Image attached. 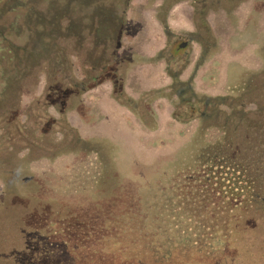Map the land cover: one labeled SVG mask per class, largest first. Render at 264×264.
Masks as SVG:
<instances>
[{
  "label": "rangeland",
  "instance_id": "obj_1",
  "mask_svg": "<svg viewBox=\"0 0 264 264\" xmlns=\"http://www.w3.org/2000/svg\"><path fill=\"white\" fill-rule=\"evenodd\" d=\"M124 2L0 0V13L3 12L0 29L16 45L25 42L28 25L38 27L39 19L52 18L55 14L62 17L60 27L66 26L69 21L77 25V31L86 27L90 20L93 28L95 19L91 17L87 20L85 14L98 8L123 20L116 41L109 44L108 49L107 44L104 45L106 50L99 46L92 49V33L85 37L79 32V38H83V49L70 59L73 76L77 80L84 79V53L90 54L91 60L103 54L102 65L105 66L103 71L96 69L88 73L94 79L91 87L84 90L77 105L65 113L67 124L79 140L67 138L66 145H61L62 153L55 158L28 162L19 172L21 181L17 183L14 195L5 196L0 180V264H39L47 259L58 262L56 257L60 256L61 249L59 236H67L70 245L73 241L81 244L79 246L87 250L82 255L89 260L92 259L94 245L85 243L88 241L84 239L86 237L107 234V240H110L113 238L111 235L116 233L175 234L177 229L172 225L171 213L165 211V208L171 207L167 203L175 186L171 179L176 158L190 142L199 120L193 119L175 128L169 124L159 125L156 130L154 109L162 108L164 104L172 112L176 97L170 91V84L149 88L151 76L158 73L160 77L163 74L167 76V69L178 71L182 88L188 84L197 96H237L242 80L249 73L263 70L264 0H239L228 12L218 7L215 0H208L210 6L204 9L203 21L209 41L201 27L198 7H194L198 4L196 0H177L168 11L157 10L161 0ZM202 3L199 2L201 8ZM163 23L175 37L174 42L181 46L173 53L169 65L158 56L166 46ZM200 45L206 47V55L201 60L199 56L203 47ZM107 60L111 70L108 71L112 74L124 71L122 91L125 96L137 101V106L127 109L111 97ZM199 74L205 75V79L202 80ZM37 77L34 91L21 97L22 108L42 91L44 78L41 73ZM142 87L145 88L142 90ZM107 98L133 118L137 124L133 131L126 130L113 119ZM246 108L251 109L252 106L247 105ZM48 112L57 116L51 109ZM139 117H145L149 125L153 123L152 130L144 127ZM115 123L119 124L118 131ZM154 130L156 133L153 135L144 134ZM53 136L56 140L60 138L59 134ZM218 136V132L209 130L205 142H213ZM110 148L113 149L109 160L112 165L107 163V149ZM159 205L161 209H158ZM153 211L165 215L167 220L150 227L146 216ZM182 223L188 224V221ZM44 241L56 243L57 247L51 249V254H45L48 249ZM61 242L68 243L65 239ZM98 249L102 251L104 247ZM122 254L110 256L107 264L174 262L163 263L155 257L152 259L147 250ZM76 263L88 264L83 260H74L69 264Z\"/></svg>",
  "mask_w": 264,
  "mask_h": 264
},
{
  "label": "trees",
  "instance_id": "obj_2",
  "mask_svg": "<svg viewBox=\"0 0 264 264\" xmlns=\"http://www.w3.org/2000/svg\"><path fill=\"white\" fill-rule=\"evenodd\" d=\"M176 1L161 0L157 10L168 11ZM196 1L198 4H192L198 7L201 27L207 33L203 17L204 9L210 4L208 0L206 3L204 0ZM215 1L218 7L228 12L239 0ZM85 17L87 20L95 19L93 28L90 20L78 31L77 25L69 21L60 27L62 17L57 14L52 18L39 19L38 27L27 26V37L22 45L9 41L4 30L0 29V180L6 197L13 194L21 181L19 172L28 162L55 158L62 153L61 145H66L67 138L79 140L67 124L65 113L72 110L83 91L91 87L94 79L88 73L96 69L105 70L103 54L91 60L90 54L84 53V79L77 80L73 76L70 59L83 49V38H79V32L85 37L92 33V49L99 46L106 50L104 45L107 44L108 49L109 44L116 41L117 31L123 22L121 18L116 19L114 13L108 14L100 8L85 14ZM161 25L166 46L158 56L169 65L173 53L181 46L174 42L175 37L166 24ZM207 39H210L208 33ZM201 47L199 60L206 55L205 45ZM108 66L107 60L106 69L111 71ZM40 73L44 78L41 93L22 108L21 97L34 91ZM109 73L111 76L107 80L111 83L113 100L127 109L137 106L138 102L122 91L124 71ZM166 74L171 81L170 91L176 97L171 119L178 124L199 120L190 142L176 158L171 179L175 186L167 203L171 207L165 211L171 213L172 225L177 229L175 234L116 233L110 240H107V234L86 237L84 239L88 241L84 242L94 245L92 259L89 260L82 255L87 250H83L79 246L81 244L73 241L70 245L67 236H59L61 249L60 256L56 257L59 261L47 259L39 264H69L74 260L107 264V258L112 255L118 257L137 250H147L150 258L155 257L163 263L264 264V67L242 80L237 96H197L188 84L182 88L178 71L167 69ZM247 105L252 108L247 109ZM49 109L57 116L50 115ZM139 120L152 130L153 123L149 125L145 117H139ZM209 130L219 133L213 142H205ZM54 134H59L60 138L56 140ZM107 150V163L112 165L109 160L113 149ZM146 219L152 227L167 217L153 211ZM185 220L188 224L182 223ZM63 239L68 243L61 242ZM43 244L48 249L45 254H51L57 247L54 241H44ZM100 246L104 247L102 251L98 249Z\"/></svg>",
  "mask_w": 264,
  "mask_h": 264
},
{
  "label": "crops",
  "instance_id": "obj_3",
  "mask_svg": "<svg viewBox=\"0 0 264 264\" xmlns=\"http://www.w3.org/2000/svg\"><path fill=\"white\" fill-rule=\"evenodd\" d=\"M153 73V72H152ZM162 75V74H161ZM199 76L201 77L202 80L205 79V75H201L199 74ZM152 78H150V83H149V88H153V87H158V86H165V85H169L171 83L170 79L165 76L164 74L162 75V77L159 76V73L157 75H152ZM145 87H142V90ZM109 91V89L107 90V92ZM107 106L110 109V112L112 114V116H114V120L118 121V123L120 122V124L128 131H133L134 127H136L134 120H132L133 118H131L129 116L128 113H126L125 109H123L121 106L117 105L116 103L111 102V100L109 98H107ZM154 111H156V130L158 128L159 125L161 126H165L164 124H169L171 126H173L174 128L177 126H180V124L174 122L171 118H170V113L171 110L169 107H165L164 104H162V108H155ZM161 114V116H160ZM116 124V130L118 131L119 129V124ZM156 130H154L153 132H146L144 134L150 136L153 135L154 133H156ZM120 135V134H119Z\"/></svg>",
  "mask_w": 264,
  "mask_h": 264
}]
</instances>
